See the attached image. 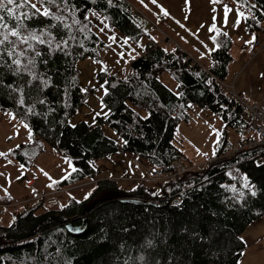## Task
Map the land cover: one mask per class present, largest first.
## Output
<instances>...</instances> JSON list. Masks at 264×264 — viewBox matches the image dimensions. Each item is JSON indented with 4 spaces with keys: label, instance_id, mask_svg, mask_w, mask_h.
Masks as SVG:
<instances>
[{
    "label": "trees",
    "instance_id": "16d2710c",
    "mask_svg": "<svg viewBox=\"0 0 264 264\" xmlns=\"http://www.w3.org/2000/svg\"><path fill=\"white\" fill-rule=\"evenodd\" d=\"M33 1L30 3L43 10ZM233 1L244 9L245 29L258 35L264 21V0ZM57 2L59 9L45 6L63 16L69 28L51 17L25 18L22 14L32 16L34 11L29 5L14 9L25 25L20 29L22 35L47 29L52 43L32 42L41 55L27 50L19 57L22 66L34 58L36 78L23 70L14 73L8 65L16 57L0 53V110L27 125L32 141L43 140L71 156L77 165L72 177L94 176L98 170L89 160L117 151L130 152L131 157L166 172L174 170L173 161H183L173 143L175 131L179 123L191 118L189 111L194 106L219 118L221 135L208 163L161 181L154 191L143 183L127 187L114 177H103L93 182L87 198H69L62 204L46 202L36 192L35 199L12 211L10 223H0V264H241L239 257L245 247L241 231L264 215V151L252 147L230 152L233 141L228 131L238 136L250 132L242 107L219 81L229 73L235 45L232 34L214 32L210 64L203 66L181 45L157 33V27L128 0H67L66 6L62 0ZM0 15L8 28L17 27L6 11ZM95 22L115 28L136 43L144 37L145 41L137 43L140 53L129 62L127 72H98L105 87L101 102L108 109L107 117L96 116L93 125L84 121L68 124V118L93 90L81 88L75 62L98 58L103 44ZM11 47L9 42L0 46ZM25 49L26 45H18L16 51ZM163 73L173 81V88L159 80ZM103 125L118 134L121 142L107 135ZM23 145L6 149V156L23 161L19 151ZM232 167L242 171L250 188L230 172ZM142 174L141 180L154 182ZM69 182L59 179L52 187L62 189ZM6 198L3 195L0 200L12 202ZM67 223L80 228L69 231Z\"/></svg>",
    "mask_w": 264,
    "mask_h": 264
},
{
    "label": "rangeland",
    "instance_id": "374dc122",
    "mask_svg": "<svg viewBox=\"0 0 264 264\" xmlns=\"http://www.w3.org/2000/svg\"><path fill=\"white\" fill-rule=\"evenodd\" d=\"M131 1L134 3L132 5L138 7L137 9L142 14L153 18L151 23L157 27L156 31L159 30L157 33L167 36L169 33L173 39L177 37L176 39L182 44L193 46L205 54L215 47L212 38L215 31L234 29L235 33H238L244 22V9L233 0H155V3L152 0ZM226 7L231 9L227 14L225 13ZM238 12L243 13V16H238ZM97 18L104 22L102 18ZM228 20H232L233 23L227 26ZM95 24L97 25L95 29L103 44L99 47L98 58L84 57L75 62L81 88L91 87L93 90L87 94L85 102L68 118V124L84 121L93 125L96 123V116L105 117L104 114H108V109L101 102L105 87L98 72L101 70L107 74L127 72L129 62L140 53L141 47H138L137 43L145 41L144 37L136 43L118 33L115 28L106 27L101 22H95ZM213 25L215 29L210 31ZM262 28H264V21ZM170 39H172L171 36ZM256 59L258 58L254 61ZM245 66V63L240 66L239 61L234 59L230 69L238 70L229 72V76H226L223 82L233 86L231 80L234 81L237 74L241 73L237 83L246 85L249 91L243 93L248 95L250 100L257 103L261 100L264 103V61H260L255 70H252L251 66L246 68ZM159 80L169 87L175 86L167 74L163 73ZM189 113L191 118L177 126L173 143L183 154L184 162H182L193 166L203 162L208 154L214 152L221 135L222 124L219 118L208 109L194 106ZM103 127L107 135L121 142V137L109 126L103 125ZM237 136L235 132L228 131L230 141L234 142ZM19 143H24L19 150L24 156L23 161L17 156H0V198L6 194V199L12 201L8 209L0 206V223H10L12 211L23 207L26 201L35 199L37 191L46 193L44 194L46 202L57 201L62 204L66 203L69 198L78 200L87 198L93 182L103 177L117 178L118 184L122 186L128 187L138 182L143 183L152 191L158 189V180L156 182L143 181L140 179L142 175L132 180L134 173L145 172L141 171V168L140 171L135 168L132 161L138 159L131 157L132 154L127 151H117L106 157L90 159L89 164L98 170L90 178L88 174L80 178L72 177L71 171L77 165L71 156L57 151L43 140L32 141L30 130L25 127L24 123L10 113L0 110V153H5L6 149ZM21 165L24 167L21 168ZM230 170L233 175L240 177L239 181L244 186L251 187L239 168L232 167ZM63 178L72 182H69V185L64 184L67 186L51 195L55 181ZM30 179H33L31 185L28 184ZM33 193L35 196L32 195ZM1 201L5 202L4 199ZM18 203H20L19 206ZM240 237L245 243L239 257L240 263L264 264V215L250 222L241 231Z\"/></svg>",
    "mask_w": 264,
    "mask_h": 264
},
{
    "label": "snow or ice",
    "instance_id": "6c2138e0",
    "mask_svg": "<svg viewBox=\"0 0 264 264\" xmlns=\"http://www.w3.org/2000/svg\"><path fill=\"white\" fill-rule=\"evenodd\" d=\"M94 2V0H93ZM153 3H155V0H152ZM37 3H39L43 10L41 8H38L36 4L30 3V0H21L19 4L16 3V0H0V12H7V15L9 17H13L17 21V27L16 28H8V25L4 23V16L0 15V29H4L6 31H0V46L4 45L5 42H9L12 47L9 49H3L0 48V53L7 52V55L9 57L15 56L16 58H13L11 61V64L8 65L10 69L14 71V73L18 74L21 70L29 72L33 75V78L35 77V74L32 73V68L34 65V58H29L27 60V64H24L22 66V61L19 57H24L26 55L27 50H32L35 52V56H40L41 53L39 51H36L35 46L32 42H36L38 44H48L51 46L52 43V36L51 33L47 30H41L40 33H37L35 31H28L27 35H22L20 29L24 28L25 25L23 24V21L21 19L20 15H16V12L14 9L24 7L25 5H29L34 11L32 12V16H28L27 13L22 14L25 18L31 19L34 16H44V17H51L53 20L57 22H61L63 24V27L69 28L70 26L67 23H64L65 18L61 15H57L56 13H53L50 9V7H47L45 5L50 6H56L58 9L61 7V5L57 2V0H37ZM63 5H67V0H62ZM109 3H111V0H109ZM8 5H13L14 7H8ZM252 7H255L253 5ZM64 11H68L67 7H64ZM228 11H231V9L225 8V13L227 14ZM95 15V13H93ZM165 15H167V12H165ZM238 16H243V13L238 12ZM74 24H78L79 21H73ZM51 27H55V25H52ZM215 29V25L212 26L209 30L212 31ZM83 30V29H81ZM16 37L15 41H10L9 37ZM255 39V37H253ZM213 40H215V37H213ZM127 42V41H125ZM247 43H252V41H247ZM18 45H26V49L23 51L17 52V46ZM59 47V45H57ZM0 61H2V55H0ZM15 66L13 69L12 66ZM45 86H47V82L45 81ZM23 98L20 99L19 103L23 104ZM99 115V114H98ZM105 117H107V113L104 114ZM27 127V125H25ZM6 153H0V156H6ZM24 166L21 165V168ZM19 179V177H17ZM245 187H248V185H245ZM6 191V190H5ZM252 195H256L255 192H252Z\"/></svg>",
    "mask_w": 264,
    "mask_h": 264
},
{
    "label": "built area",
    "instance_id": "2783aa9c",
    "mask_svg": "<svg viewBox=\"0 0 264 264\" xmlns=\"http://www.w3.org/2000/svg\"><path fill=\"white\" fill-rule=\"evenodd\" d=\"M264 46V36L262 40L254 39L252 43H248L245 47L246 55L251 59L255 56L257 51H259ZM212 76L209 77L211 80ZM222 83V82H221ZM227 93L233 97L237 103L242 107L244 112V117L248 122L251 134L247 136L240 137L234 147L230 152H237L242 149L252 148L257 145H264V107L258 105L255 102L249 101L243 98L241 95L237 94L232 85L222 83ZM137 165L146 173L148 179L162 180L165 178H174L176 175L185 171V167L182 164L175 162L176 168L172 171H164L160 168H155L153 166H148L142 164L140 160H134Z\"/></svg>",
    "mask_w": 264,
    "mask_h": 264
},
{
    "label": "crops",
    "instance_id": "0c3cea01",
    "mask_svg": "<svg viewBox=\"0 0 264 264\" xmlns=\"http://www.w3.org/2000/svg\"><path fill=\"white\" fill-rule=\"evenodd\" d=\"M131 4L134 5V3L131 1V0H128ZM135 7V6H134ZM136 8V7H135ZM138 8V7H137ZM140 11V10H139ZM149 18V17H148ZM151 18V17H150ZM149 18V19H150ZM150 20H153V18H151ZM233 21L232 20H228L227 21V26L232 24ZM262 25V23H261ZM227 32L231 33L232 36H233V39L235 41V45L234 47L232 48V54H233V58L231 60V62L229 63V72H234V71H237L238 69H230L232 67V63L234 62V59H237L239 61V65L240 66H243L244 63L246 64L245 68L247 66H251L252 67V70H255L258 68L259 66V63L260 61H264V49H261L257 54H255V56L251 59H248L246 53H245V50H244V46L245 44L247 43V41H250L253 37H256V38H260L262 36V33L264 31V28H261L260 31L258 32V35H255L254 33H249L246 29H245V26L242 24L241 26V30L238 32V33H235L234 29L233 30H226ZM167 32V31H166ZM168 33V32H167ZM169 36H167L169 39H170V36L172 37V39L170 40H173L175 41L176 43H178L179 45H181L183 47V49L186 51V53L194 60L198 61V63H200L201 65L203 66H208L210 64V50H212V48L209 50L208 54H205L204 52H201L199 50H197L195 47L193 46H190V45H184L182 44L179 40H177L176 38L173 39V36L170 35L168 33ZM255 58H258L254 61ZM229 74V73H228ZM227 74V76H229ZM243 74H246V73H243ZM241 76V73L237 74L235 80H231V82H233V86L235 88V90L237 91L238 94L242 95L243 97L247 98V99H251L248 95L244 94L243 92L245 93H248V89L246 87V85H241L237 83L238 81V78ZM226 78V77H225ZM225 80V79H224ZM248 96V97H247ZM253 101V100H251ZM255 102V101H254ZM261 106L264 107V103H262V101H258ZM257 103V102H256ZM131 158V157H130ZM128 166V165H127ZM137 170L138 168L135 167ZM140 171V170H139ZM142 174H135L132 175V180H136L138 179ZM140 179H142V176L140 177ZM135 184H138V182L134 183L133 185Z\"/></svg>",
    "mask_w": 264,
    "mask_h": 264
},
{
    "label": "bare ground",
    "instance_id": "6f19581e",
    "mask_svg": "<svg viewBox=\"0 0 264 264\" xmlns=\"http://www.w3.org/2000/svg\"><path fill=\"white\" fill-rule=\"evenodd\" d=\"M254 147H257V148H259L260 150H263L264 151V145H257V146H254ZM142 163H144V165H148V166H153V167H155V168H158L157 166H155V165H152V164H150V163H145V162H143V161H141ZM141 171H143L142 169H140ZM144 172V171H143ZM143 179V178H142ZM144 179L145 180H152V181H154L153 179H148L147 178V176H145L144 177ZM29 184V183H28ZM37 194V193H36Z\"/></svg>",
    "mask_w": 264,
    "mask_h": 264
},
{
    "label": "water",
    "instance_id": "95a60500",
    "mask_svg": "<svg viewBox=\"0 0 264 264\" xmlns=\"http://www.w3.org/2000/svg\"><path fill=\"white\" fill-rule=\"evenodd\" d=\"M66 228L69 230V231H72V232H77L80 228V225H71L70 223H67L66 224Z\"/></svg>",
    "mask_w": 264,
    "mask_h": 264
}]
</instances>
